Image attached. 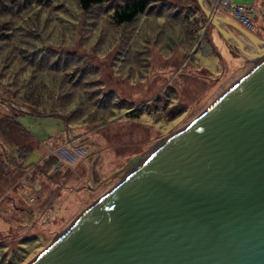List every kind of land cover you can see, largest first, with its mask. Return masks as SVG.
Instances as JSON below:
<instances>
[{
    "label": "rangeland",
    "instance_id": "rangeland-1",
    "mask_svg": "<svg viewBox=\"0 0 264 264\" xmlns=\"http://www.w3.org/2000/svg\"><path fill=\"white\" fill-rule=\"evenodd\" d=\"M231 2L258 10L264 7V0ZM119 3L120 0H109L88 13H79L73 7L40 12L35 18L28 16L18 21L20 26L34 25L38 34L16 40L18 45L29 46L31 52H24L26 57L17 52V76L26 70L22 67L26 59L30 65L35 61L39 65L36 71L48 65L58 85L65 82V76H71L74 82L69 84L79 83L72 95L83 96L89 105L95 97V104L113 98L122 104L114 101L106 105L109 117H98L87 109L85 116L67 129L60 117L36 116L27 108L14 105L11 96L20 84L2 81L0 75V102L22 110L18 121L40 142L37 151L26 159L22 174L11 175L0 183V264L30 263L86 208L135 169L134 165L126 169L135 157L143 161L258 62H248L237 55L213 25L206 27L202 14L200 25L194 22L190 26L189 16L194 15L190 0H153L152 10L133 24L114 27L108 14ZM26 4L25 8V3L20 5L24 9L19 20L36 10L34 5ZM218 13L234 22L226 11ZM261 20L256 21L254 33L264 40ZM75 21L96 38L94 43L84 41L82 47L78 45L74 62V58L68 61L64 49L75 44ZM203 27L208 43L198 47ZM226 27L237 33L231 24L226 23ZM18 28L16 25L14 30ZM187 30L195 36L193 47L188 43ZM4 39L0 33V43ZM206 45L211 55L205 53ZM3 64L0 62L2 72L9 67ZM50 75H43V80L48 81ZM85 84L90 85L88 92L94 91L93 96L85 95ZM155 100L159 102L157 106ZM50 153L59 158V163L50 176L36 178L37 165ZM12 154L15 155V149L0 138V156L8 161ZM58 172L59 177H53Z\"/></svg>",
    "mask_w": 264,
    "mask_h": 264
},
{
    "label": "water",
    "instance_id": "water-1",
    "mask_svg": "<svg viewBox=\"0 0 264 264\" xmlns=\"http://www.w3.org/2000/svg\"><path fill=\"white\" fill-rule=\"evenodd\" d=\"M197 1L241 57L261 61L135 157L126 168L135 169L28 264H264V40Z\"/></svg>",
    "mask_w": 264,
    "mask_h": 264
},
{
    "label": "trees",
    "instance_id": "trees-1",
    "mask_svg": "<svg viewBox=\"0 0 264 264\" xmlns=\"http://www.w3.org/2000/svg\"><path fill=\"white\" fill-rule=\"evenodd\" d=\"M106 1L108 2L109 0H77V2L72 0H0V33H2L5 37L4 41L0 43V62L5 63L3 64L4 67L9 66L4 70V72L0 70V75L2 81L11 80L12 83L17 81L18 84H20V87L16 88V92H14L11 96L12 101L15 102L13 103L14 105L18 107H24L25 109L27 108V111L36 116L45 117L46 115H52V117H60L65 121L66 127L68 129L73 121L79 119V117L85 116L84 112H86L87 109V112L96 114L98 117H109L111 115L108 114L107 110L105 109L106 105L114 101H117L120 105L122 104L115 98L105 103H101L99 101V103L95 104V97L92 102L93 104L89 105L86 100L83 99V96L77 98L76 96L72 95L74 91L77 90L79 83L76 82V85L74 86L69 84L74 82V79H71V76H65L63 78L65 82L58 85V81L51 77L50 70H48V65H42L40 70L36 71V68L39 65L36 66L35 61H33L30 65L27 63L28 60L26 59L22 66L23 68H26V70L23 72L21 71L19 73L20 76H17L18 71L14 72V69L19 66V54L17 52H22L23 57H26L24 52L30 50L29 46L18 45L16 40L22 36L33 37L34 35L38 34L34 25L28 28L24 25H18V21L21 22L28 16L35 18L40 12H51L53 10L64 9L69 10V7H73L76 9V11H79V13H88L94 7L103 5ZM190 1L193 5L192 10L194 12V15L192 13L191 17L189 16L190 26H192L194 22H198L197 24L200 25V15L202 14L204 16V14L202 13L197 0ZM26 2H28V4L34 5L36 10H34L30 15L24 16L19 20L18 18L20 17V12L27 6ZM24 3L25 6L22 8L20 5ZM153 6V0H120L119 5L108 14L109 19L111 20L110 23L113 24L114 27L129 26L140 17L151 11ZM75 23V44L64 49V52L67 53L68 61L74 58V62L77 59L76 57H78V55H76L78 45L82 47V42L84 41H87L89 44L94 43V39L96 38L94 34L88 33L87 30L80 28L77 24V21H75ZM16 25L19 28L14 30ZM200 27H202V25ZM190 32V30H187V37L189 39L188 43L193 47L195 45V42H193L195 36ZM198 37L199 42L201 34ZM103 43L106 45L107 41H104ZM28 52L31 53L30 51ZM236 53L238 55L237 51ZM34 56L36 60L39 59L38 56ZM42 59L46 60L44 57ZM74 64L76 65V63ZM85 73L88 74L86 69ZM78 74L79 73L77 70L76 75L78 76ZM43 75H50V79L48 81H44L42 78ZM61 75L62 74L59 76L61 77ZM80 77L82 76L79 75V78ZM87 86L88 87H86L84 90L85 95L87 94L89 96H93L94 91L88 92L90 85ZM158 104L159 102L155 100L154 105L157 106ZM95 107H98V109L94 110L93 108ZM0 109H3L4 111H1L4 113V115L0 116V138L7 142V146L15 149V155L12 154V156H14L8 161H5L3 157L0 156L1 183L4 181V179L10 178L11 175L19 177L22 174L23 169L27 167V165L25 166L26 159L30 154L37 151L39 141L18 121L19 114L23 112L18 111L9 105H5L2 102H0ZM76 109H78L77 112ZM5 112H8V114ZM73 114L77 115L73 117ZM99 114L101 116H99ZM57 163H59V158L55 154L50 153L49 156H44L42 158V163L37 165L36 171H34L36 172V178L40 179L45 175L47 177L50 176V173H52L51 171L57 166ZM30 166L32 167L33 164H30ZM54 175L55 176L53 177H59V172L55 173Z\"/></svg>",
    "mask_w": 264,
    "mask_h": 264
},
{
    "label": "built area",
    "instance_id": "built-area-1",
    "mask_svg": "<svg viewBox=\"0 0 264 264\" xmlns=\"http://www.w3.org/2000/svg\"><path fill=\"white\" fill-rule=\"evenodd\" d=\"M203 1L205 6L208 8L209 11H211L212 14L223 17L218 13V10L226 11L232 16L234 22L237 25H239L247 33L254 36H256L254 32L257 29L256 21L262 18L261 29L264 32V7L263 9L258 10L256 8H245L242 6H234L231 0H210V2H208L207 0H203ZM218 22L220 23L222 29H224L225 26L223 21L218 20ZM208 25L209 23L206 22V27ZM206 27L202 30L201 37L198 42V47L206 44V41L204 40V33ZM237 38H239V36H237ZM204 51L207 54V56L211 54V50L208 48L207 45L204 46Z\"/></svg>",
    "mask_w": 264,
    "mask_h": 264
},
{
    "label": "crops",
    "instance_id": "crops-1",
    "mask_svg": "<svg viewBox=\"0 0 264 264\" xmlns=\"http://www.w3.org/2000/svg\"><path fill=\"white\" fill-rule=\"evenodd\" d=\"M221 16H222V15H221ZM223 17H224V16H223ZM224 19H226V18L224 17ZM229 20H230V19H229ZM225 23H226V22H224V26H226V24H225ZM232 23L236 24V23H235V22H233V21H232ZM225 28H226V27H225ZM226 29H227V28H226ZM227 30H228V31H231V30H229V29H227ZM231 33H232L233 35H235V36H238V33H236V34H235V33H234V32H232V31H231ZM207 43H208V41H207Z\"/></svg>",
    "mask_w": 264,
    "mask_h": 264
},
{
    "label": "bare ground",
    "instance_id": "bare-ground-1",
    "mask_svg": "<svg viewBox=\"0 0 264 264\" xmlns=\"http://www.w3.org/2000/svg\"><path fill=\"white\" fill-rule=\"evenodd\" d=\"M263 57H264V56H263ZM260 61H261V59H260ZM260 61H258V62H260ZM258 62H257V63H258ZM257 63H256V65H257Z\"/></svg>",
    "mask_w": 264,
    "mask_h": 264
}]
</instances>
